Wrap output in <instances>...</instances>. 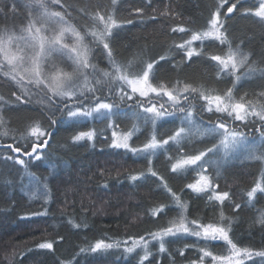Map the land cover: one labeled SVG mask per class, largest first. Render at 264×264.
I'll return each mask as SVG.
<instances>
[{"label":"trees","instance_id":"trees-1","mask_svg":"<svg viewBox=\"0 0 264 264\" xmlns=\"http://www.w3.org/2000/svg\"><path fill=\"white\" fill-rule=\"evenodd\" d=\"M10 2L16 4V13L8 12ZM232 2L234 0H229L222 9V18ZM258 2L243 0V8H253ZM216 3L217 0H117L113 6L112 0H61L67 8L66 18L77 27L91 24L80 12L81 8L89 12L98 10L102 14H115V18L122 23L121 27L113 30L110 40L117 59L134 61L141 53L146 54L145 59L164 55L167 59L155 66L162 83L180 80L193 85L205 84L222 91L231 85L223 75L216 76L215 62L204 55L186 60L174 44L182 43L188 33L171 31L177 26L202 29ZM0 6L5 7L7 13L0 15V28L22 26L26 16L24 0H0ZM137 8L143 9V12L136 13ZM237 8L240 11L226 20L228 38L234 48L239 45L251 54L249 63L255 62L258 69L264 68V21L252 15H243L241 5ZM56 10L64 11V8L57 6ZM127 20H132V23H126ZM193 47L200 50V42ZM222 50L223 46L214 41L204 44V51L209 55L222 54ZM100 52L99 48L94 50L95 62L100 68H106L107 62ZM246 69L247 66L241 68L238 74ZM261 91H264V75L257 71L243 79L234 89V94L240 96L247 93L246 99L255 102ZM20 94L13 82L0 76V97H3L0 114L4 116L6 126L16 129L18 137L19 132L38 120L51 132V138L49 146L43 150V158L28 162L27 170L6 157L20 155L26 162L30 158L4 148L3 145L14 141L0 138V264H61L71 260H75V264H139L137 253L142 255L140 249L125 258L123 249L131 245L129 238L144 236L149 239L148 233L168 226V221L177 216V211L165 208V212L155 217L150 214L153 207L169 203L168 194L160 188L156 177L148 175L146 179L131 181L130 175L146 172L147 161L127 151L114 149L110 143L113 129L123 133L135 125L139 131L130 143L139 146L147 138L148 127L123 104L112 118L114 123L111 128L108 121L88 119L74 123L59 114L52 125L46 103H38L39 97L35 94L31 96V103H19L15 97ZM219 116L204 113L203 121L216 120ZM234 126L244 132L250 143L261 142L257 129L264 131V127L259 122L243 126L237 121ZM178 127V116L158 122V138H167ZM92 129L97 133L93 141L73 142L72 138L78 132ZM213 142L207 137L193 136L184 142V151L194 154L196 150L210 147ZM22 144L30 150V141L18 142L16 146ZM221 151L214 156L209 154L212 161L218 164L215 169L209 167V172L214 177L218 172L217 192L228 191L230 200L241 205L239 210H235L226 200L222 206L225 216L233 217L235 221L230 235L241 247L261 249L264 247V226L256 221L260 212L264 211V194L257 193V197L248 203L246 193L259 179L264 162L248 159L244 151L229 156H224ZM174 154V151L169 153ZM152 167L188 203L189 219L199 217L201 223L215 222L220 210L216 202L208 201L206 194L197 195L185 187L193 182L194 172L186 176L171 173L163 153L153 158ZM45 210L47 215H35ZM70 220L81 227L74 228ZM100 239L106 242L128 240V245L122 244L119 249L104 253L80 252L81 247H88ZM44 242H53V249H39L38 245ZM165 247L166 251L160 253L158 243L152 241L149 245L152 255L144 264H190L192 261L200 264L201 253L197 249L205 247V242L200 241L197 245L195 237H169ZM225 248L223 242L207 245V250L214 255H222ZM203 262L209 264L211 258L205 257Z\"/></svg>","mask_w":264,"mask_h":264},{"label":"snow or ice","instance_id":"snow-or-ice-1","mask_svg":"<svg viewBox=\"0 0 264 264\" xmlns=\"http://www.w3.org/2000/svg\"><path fill=\"white\" fill-rule=\"evenodd\" d=\"M228 2L229 0H217L202 29H186L184 26L171 29L172 32L188 33L182 43L174 44V48L181 51L186 60L204 55L215 62L216 76L223 75L231 85L222 91L205 84L193 85L180 80L162 83L155 66L167 59L164 55L145 59L146 54L141 53L134 61L117 59L110 47V40L113 30L121 27L122 23L115 18L114 13L102 14L98 10L89 12L86 8H81L80 12L91 24L77 27L66 18L67 8L61 4V0H24L26 16L22 26L0 28V76L8 78L18 87L21 94L16 95L17 102L31 103V96L35 94L39 97L38 103H46V110L51 113L49 120L52 125L56 123L55 116L59 114L74 123L88 119L108 121L109 128L114 123L112 118L123 104L132 109L134 117L142 120L148 127L147 138L139 146L130 143L139 131L135 125L123 133L113 130L110 143V147L114 149L127 151L147 161L146 172L130 175L131 181L146 179L148 175L156 177L160 181V188L168 194L169 203L153 207L150 214L155 217L165 212V208L177 211V216L168 221V226L148 233L149 239L144 236L139 239L129 238L131 245L123 249L125 258L140 249L142 255L137 253L139 264H144L152 255L149 250L152 241H156L158 251L164 253L167 238L184 236L197 238V245L200 241L205 242V247L197 249L201 253L200 264H203L205 257H210L212 264H264V247H241L234 242L230 233L235 221L233 217L225 216L222 206L226 200L235 210H239L241 205L230 200L228 191H216L219 188L216 183L218 172L215 177L208 173V167H218L209 154L217 155L221 149L224 156L235 155L243 150L249 159L264 162V131L257 129L261 138L258 150L254 144L249 143L244 132L234 126L239 121L243 126L259 122L264 127V91L259 93V99L255 102L246 99L247 93L240 96L234 94V89L243 79L257 71L264 75V68L258 69L255 62L249 63L251 54L243 51L239 45L233 47L226 28L229 16L240 11L237 5H241L243 15H252L264 21V0H259L258 5L253 8H243V0H234L226 8L222 18V9ZM116 3L117 0H112L113 6ZM57 6L64 8V11L56 10ZM7 8L10 13L17 11L15 3L10 2ZM135 12L142 13L143 9L137 8ZM0 15H7L3 6H0ZM126 23L131 24L132 20H127ZM206 41H214L223 46L222 54L209 55L205 52ZM196 42H200V50L193 47ZM97 48L101 49L99 54L107 62L106 68H100L95 62L93 52ZM245 66L246 71L238 74ZM204 113L220 116L205 123ZM177 116L179 127L167 138H158V122ZM96 134L95 129L80 131L72 140L93 141ZM193 136L207 137L214 142L210 147L196 150L194 154L185 153L184 142ZM5 137L11 138L14 143L5 144L4 148L30 158L27 162L20 155L7 156L6 159L27 170L28 162L43 158V150L49 146L51 132L35 120L19 132L17 137V130L8 128L4 116L0 114V138ZM24 141H30V150L26 144L16 146V143ZM173 151L175 154L169 155ZM161 153L166 156L171 173L179 176L195 173L193 182L187 183L185 187L197 195L206 194L208 201L216 202L220 210L215 222L201 223L199 217L188 218V203L152 167L153 158ZM257 193L264 194V170L260 172L254 186L247 191V202L251 203ZM35 215H47V211ZM69 223L74 228L81 227L71 220ZM256 223L264 226V211L260 212ZM213 242H223L227 254L214 255L207 250V245ZM122 244L128 245V240L106 242L105 239H100L88 247H81L80 252L104 253L110 249H119ZM38 248L52 250L53 242L40 243ZM61 264H75V260L62 261ZM190 264L196 262L192 261Z\"/></svg>","mask_w":264,"mask_h":264},{"label":"rangeland","instance_id":"rangeland-1","mask_svg":"<svg viewBox=\"0 0 264 264\" xmlns=\"http://www.w3.org/2000/svg\"><path fill=\"white\" fill-rule=\"evenodd\" d=\"M61 66H63V65H61ZM114 130V129H113ZM118 133H120V132H118ZM249 141V140H248ZM249 143H250V141H249ZM250 144H254L255 146H256V148L259 150L260 149V146H261V142H253V143H250ZM222 153H223V150L221 151ZM241 152H243V150H240L238 153H236V154H240ZM257 153H259V151L257 152ZM245 156H247V153H243ZM229 156V155H228ZM249 159V158H248ZM208 173H210L209 172V167H208ZM217 191V190H216ZM225 246V245H224ZM223 254H227V251H226V248H225V252L223 253ZM222 254V255H223ZM203 264H206L205 262H203ZM209 264H212V261H211V263H209Z\"/></svg>","mask_w":264,"mask_h":264}]
</instances>
